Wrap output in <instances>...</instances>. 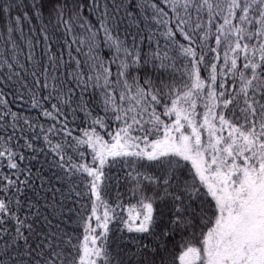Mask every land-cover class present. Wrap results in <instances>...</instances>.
Wrapping results in <instances>:
<instances>
[{
  "label": "snow or ice",
  "instance_id": "1",
  "mask_svg": "<svg viewBox=\"0 0 264 264\" xmlns=\"http://www.w3.org/2000/svg\"><path fill=\"white\" fill-rule=\"evenodd\" d=\"M0 264H264V0H0Z\"/></svg>",
  "mask_w": 264,
  "mask_h": 264
}]
</instances>
